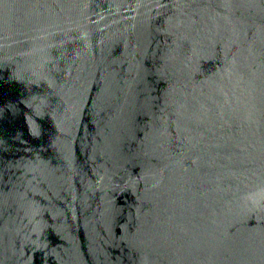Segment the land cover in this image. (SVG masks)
<instances>
[{
  "label": "water",
  "instance_id": "obj_1",
  "mask_svg": "<svg viewBox=\"0 0 264 264\" xmlns=\"http://www.w3.org/2000/svg\"><path fill=\"white\" fill-rule=\"evenodd\" d=\"M0 264H264V0H0Z\"/></svg>",
  "mask_w": 264,
  "mask_h": 264
}]
</instances>
